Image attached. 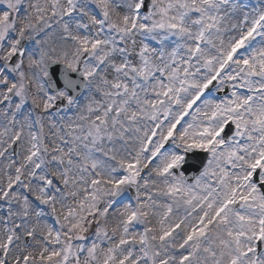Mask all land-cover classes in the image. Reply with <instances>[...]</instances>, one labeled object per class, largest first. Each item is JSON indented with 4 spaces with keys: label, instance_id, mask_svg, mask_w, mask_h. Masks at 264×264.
Segmentation results:
<instances>
[{
    "label": "snow or ice",
    "instance_id": "obj_1",
    "mask_svg": "<svg viewBox=\"0 0 264 264\" xmlns=\"http://www.w3.org/2000/svg\"><path fill=\"white\" fill-rule=\"evenodd\" d=\"M0 264H264V0H0Z\"/></svg>",
    "mask_w": 264,
    "mask_h": 264
}]
</instances>
